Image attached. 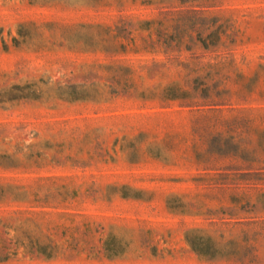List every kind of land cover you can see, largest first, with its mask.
Here are the masks:
<instances>
[{
    "label": "rangeland",
    "instance_id": "1",
    "mask_svg": "<svg viewBox=\"0 0 264 264\" xmlns=\"http://www.w3.org/2000/svg\"><path fill=\"white\" fill-rule=\"evenodd\" d=\"M0 264H264V0H0Z\"/></svg>",
    "mask_w": 264,
    "mask_h": 264
},
{
    "label": "trees",
    "instance_id": "2",
    "mask_svg": "<svg viewBox=\"0 0 264 264\" xmlns=\"http://www.w3.org/2000/svg\"><path fill=\"white\" fill-rule=\"evenodd\" d=\"M190 242V244L192 245V246H194V248H197V247H195V244L194 243H192L193 241H189ZM199 250V249H198Z\"/></svg>",
    "mask_w": 264,
    "mask_h": 264
}]
</instances>
